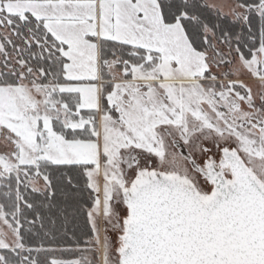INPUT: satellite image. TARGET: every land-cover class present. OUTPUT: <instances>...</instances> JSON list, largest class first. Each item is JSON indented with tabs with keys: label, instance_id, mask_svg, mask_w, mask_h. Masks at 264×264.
Returning a JSON list of instances; mask_svg holds the SVG:
<instances>
[{
	"label": "snow or ice",
	"instance_id": "6c2138e0",
	"mask_svg": "<svg viewBox=\"0 0 264 264\" xmlns=\"http://www.w3.org/2000/svg\"><path fill=\"white\" fill-rule=\"evenodd\" d=\"M0 264H264V0H0Z\"/></svg>",
	"mask_w": 264,
	"mask_h": 264
}]
</instances>
